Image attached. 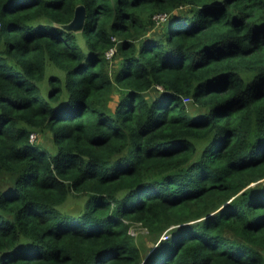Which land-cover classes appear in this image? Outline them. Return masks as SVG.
Returning a JSON list of instances; mask_svg holds the SVG:
<instances>
[{
	"label": "trees",
	"instance_id": "16d2710c",
	"mask_svg": "<svg viewBox=\"0 0 264 264\" xmlns=\"http://www.w3.org/2000/svg\"><path fill=\"white\" fill-rule=\"evenodd\" d=\"M0 22V264H264V0H0Z\"/></svg>",
	"mask_w": 264,
	"mask_h": 264
},
{
	"label": "rangeland",
	"instance_id": "374dc122",
	"mask_svg": "<svg viewBox=\"0 0 264 264\" xmlns=\"http://www.w3.org/2000/svg\"><path fill=\"white\" fill-rule=\"evenodd\" d=\"M80 6H83V5H80ZM82 25H83V19H78L75 23H73L72 25H68L65 28L68 30L74 31V32H80V30L82 29ZM157 25H160V24H157ZM158 31H159V27H155L151 32L153 35H156V32ZM117 64H118L117 61L115 62L113 61L111 65V69H114ZM36 140L39 141L41 144H45V145L51 144L50 137H45L44 135H38V138ZM0 186L3 187V185H0ZM83 206H84L83 200L71 198L66 204L65 209L71 214L76 215L83 208ZM131 232H132V235L136 238L137 242L143 247V249L146 250L147 248L153 246L155 242L154 238L151 236L149 231L145 227H143L141 224H133L131 226ZM162 238H164V234Z\"/></svg>",
	"mask_w": 264,
	"mask_h": 264
},
{
	"label": "built area",
	"instance_id": "2783aa9c",
	"mask_svg": "<svg viewBox=\"0 0 264 264\" xmlns=\"http://www.w3.org/2000/svg\"><path fill=\"white\" fill-rule=\"evenodd\" d=\"M167 15L166 14H157L155 17H154V19H155V21L157 22V24H162V23H164L165 21H167ZM0 25H1V22H0ZM115 51H116V48H112L108 53H107V55H108V57L109 58H112L113 57V55H114V53H115ZM36 139V135L35 134H33L32 135V140L34 141ZM130 232H131V230H130ZM131 234H132V232H131ZM166 234H164V238H166L167 236H165Z\"/></svg>",
	"mask_w": 264,
	"mask_h": 264
},
{
	"label": "water",
	"instance_id": "95a60500",
	"mask_svg": "<svg viewBox=\"0 0 264 264\" xmlns=\"http://www.w3.org/2000/svg\"><path fill=\"white\" fill-rule=\"evenodd\" d=\"M85 18H86V8L84 6H79V7H77L74 20L69 25H72L78 19H83V25H84ZM83 25H82V28H83Z\"/></svg>",
	"mask_w": 264,
	"mask_h": 264
}]
</instances>
